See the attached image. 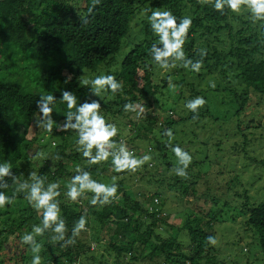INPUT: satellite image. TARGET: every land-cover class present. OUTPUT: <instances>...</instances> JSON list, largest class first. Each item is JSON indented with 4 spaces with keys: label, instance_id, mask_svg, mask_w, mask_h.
Listing matches in <instances>:
<instances>
[{
    "label": "trees",
    "instance_id": "obj_1",
    "mask_svg": "<svg viewBox=\"0 0 264 264\" xmlns=\"http://www.w3.org/2000/svg\"><path fill=\"white\" fill-rule=\"evenodd\" d=\"M89 7L91 0H0V164L9 162L13 174L21 180L27 178L30 170H34L45 175L49 182H60L61 195L58 200L69 235L73 223L81 214L88 218L87 232L95 228L88 240L78 237L75 244L67 247L51 242V233L46 232L45 244L49 251L43 253L45 263L218 264L215 253L211 254L212 246L206 243V237H215L213 221H221L216 215H221L223 209L214 210L211 215L186 211L182 224L176 227L185 231L188 237L186 245L177 235L162 236L160 224L173 226L167 220L169 215L159 207L160 204L154 203L165 182L162 175L155 177L150 173L153 169L158 170L161 160L169 158L170 149L166 147L168 139L162 135L168 128L173 130V143L181 147L183 143L191 144L193 139H197L195 128L186 131L190 124L202 129L204 141L197 148L201 151L207 148L206 132L215 131L212 137L219 138L223 125L228 126L226 130H233L240 135L242 143L248 139L251 132L245 121H249L250 114L245 115L252 95L256 103L264 104V27L251 22L248 14L243 16L228 9L221 14L214 11L210 4H201L198 0H100L91 15L88 13ZM156 9L171 10L178 20L182 16L192 18L184 51L187 58L194 60L200 59V50L207 51L199 73L177 66L165 71L163 77H158L156 70L159 68L148 55L152 43L157 39L150 29L148 16ZM142 10L139 38L135 42L131 41L132 45L125 55L118 58L114 53L118 52L123 38L129 39L131 34H135L131 23ZM79 15L88 16L90 22L81 25ZM136 36L132 39H136ZM95 71L99 75H115L123 83L122 92L91 96L90 89L81 85L79 77ZM69 74L72 79L66 84L65 79ZM169 77L177 84L175 91L180 99H184L177 120L169 115L159 118V114L149 111L137 118L135 113L123 111V105L127 102H140L147 109L152 108L155 97L168 88ZM205 80L211 87L207 91L203 86ZM61 90L73 92L81 103L86 99L99 100L105 119L116 124L119 129L115 138L117 142L123 139L119 125L130 124L128 129L133 136L127 139L128 142L134 139L148 142V146H153L157 154H150L151 151L147 150L136 155L149 154L152 161L135 173L118 174L113 172L110 162L88 165L76 151V134L71 131L60 132L54 126L46 138L56 140L54 146L51 142L38 141L35 132L28 137L29 128L38 112L36 102L41 94L55 95L57 101L52 106L53 120L59 124L65 119L67 108L60 101ZM196 96L204 97L207 103L194 120L193 114L184 108V104ZM248 111L255 115L260 109L249 107ZM127 146L129 149L133 147ZM48 148L53 152L47 153ZM184 149L193 157L187 170L188 178L173 175L166 182L168 189L179 190L182 195L194 193L196 183L200 182L197 177L201 175L199 160L195 158L198 152L192 151L189 146ZM43 150L47 151L39 164L38 158L33 157ZM244 153L247 155V151ZM67 164L81 165L80 168L92 173L93 179L104 183L111 182L113 175L118 176L119 198L102 208L89 204L91 194L75 203L68 200L64 195L65 185L76 173L72 174ZM164 164L166 169H170L172 160ZM126 175L129 176L128 180L133 178L137 183L152 175L147 183L155 184V189L150 190L143 185L129 194L125 184ZM8 183L10 187L6 192L11 196L15 185L11 180ZM212 190L211 186L203 190L206 200L211 198L214 202L220 201L223 207H234L238 214L246 216L245 223L254 231L264 261V200L254 204L245 200L240 204L242 206H237L235 200L225 194L212 196ZM246 193L244 191L241 194L246 198ZM16 206L19 215L14 219L16 215L11 210ZM5 207L8 210L0 220V224L5 223L0 228L1 239L21 229L23 223L35 216L24 200L23 193L17 194L15 201ZM193 207H196V203ZM235 218L233 216L230 219L234 221ZM98 246L103 247L105 253L97 255ZM220 263L224 264L223 261Z\"/></svg>",
    "mask_w": 264,
    "mask_h": 264
},
{
    "label": "clouds",
    "instance_id": "obj_2",
    "mask_svg": "<svg viewBox=\"0 0 264 264\" xmlns=\"http://www.w3.org/2000/svg\"><path fill=\"white\" fill-rule=\"evenodd\" d=\"M201 4H210L214 11L224 14L225 9L235 14L242 11L248 14V18L253 23H259L264 27V0H198ZM100 3V0H91V7L88 9L91 15L93 9ZM81 25H87L90 21L88 16H80ZM148 23L153 35L157 38L152 43L148 55L154 64L165 71L175 69L177 66L183 67L194 73H199L204 66V58L207 56L206 50H200V59H189L186 57L184 46L192 27V18L182 16L178 18L171 10H152L148 16ZM72 76L69 74L65 83H69ZM81 85L90 89L91 96L100 97L103 93L110 92L115 95L123 90L122 81H118L115 75L101 74L94 78L85 76L79 77ZM215 87L214 84L211 85ZM169 89H175L176 84L168 78ZM57 99L54 94H41L36 102L38 112L35 115V127L47 133L53 131L54 126L60 132H74L76 134V151L81 154L88 165H99L102 162H110L115 173H135L145 164L152 161V156L141 153L136 148L129 149L124 141L115 139L119 134V129L114 123L108 122L102 114V106L99 100L86 99L79 102L77 95L68 90H61L60 101L66 105L67 111L65 119L57 124L52 117L53 105ZM207 101L202 96H196L186 101L184 108L193 114V119L199 116V110L205 106ZM125 113H135L137 118L143 117L148 111L144 103L127 102L123 105ZM163 136L167 137L166 147L174 154L176 165L170 170L175 176L187 179L188 168L192 164V155L179 144H174L175 136L171 128L166 129ZM145 149V148H139ZM133 150V151H131ZM145 152V151H144ZM43 156L37 153L33 159ZM59 159V156L56 157ZM69 182L65 185L64 195L72 202H78L81 198L88 197L89 204L93 207H104L112 204L119 196L118 176L113 175L110 183L100 182L93 179L90 171L80 167L75 169ZM12 181L15 189L11 196L6 192ZM61 184L59 181H47L45 175L38 174L34 170L28 172L26 179L21 180L13 174L12 166L9 162L0 164V208L11 205L17 194L23 193L24 200L40 217L38 224L31 226V231H25L20 237L21 245L28 246L31 252L30 264H42L40 255L43 245L38 242V237H43L46 232L51 233V242L59 243L61 247H67L76 243L77 238L89 229L88 218L81 214L73 223L69 235L65 219L62 217L61 206L58 200L60 197ZM157 199V198H156ZM158 202V199H157ZM155 203V202H154ZM206 243L215 246L217 240L214 236L206 237Z\"/></svg>",
    "mask_w": 264,
    "mask_h": 264
},
{
    "label": "rangeland",
    "instance_id": "obj_3",
    "mask_svg": "<svg viewBox=\"0 0 264 264\" xmlns=\"http://www.w3.org/2000/svg\"><path fill=\"white\" fill-rule=\"evenodd\" d=\"M142 14L143 10L139 17H136L131 23L132 32L137 35L136 39H132V37H135V34H131L129 39H127V37L122 39L118 52L114 53V55L118 58H122L127 50L131 47L132 42L137 41L139 38L138 33L141 25L140 22L142 20L140 16H142ZM239 15L245 16L247 13L242 11ZM156 71L158 72L159 78L163 77L165 74V70L160 68ZM4 72L6 73L5 70ZM96 72L98 71H95L94 73L88 72V74H84V76L87 78H94L96 75H99ZM203 86L206 91L211 89V87H208L207 80L204 81ZM175 90L176 88L173 90L169 89V87L167 89H163V91L157 97H155L154 104L152 108L148 109V111L151 114H159V118L169 115L174 117L173 119L177 120L179 118L177 113L182 111V103H184V99H180L178 92ZM185 95L187 96V94ZM248 105L249 106L246 109L245 116L249 114L250 115L249 121L247 120L245 123L246 125L250 126L251 133H249L248 139L244 143H242L243 139L240 135H237L233 130H226L228 126L223 125V128L220 130L219 138L214 136L212 137V135L215 134V131L206 132L208 136L206 140L207 148L201 151L197 148H199L200 143L204 141L203 130L199 127L197 128L194 124H190L186 129L187 132H190L193 128H195L194 131L197 133V137H195L197 139H193L191 144L188 142L182 144V148L189 146L192 151L198 152V154H195V158L199 160L198 170H200L201 175L197 177V180L200 179V182L196 183L194 193L190 192L182 195L179 190H175L174 188L168 189L166 182H168L169 179H171L174 175L170 172V170L176 165V158L171 151L168 152L169 158L167 160L160 161L158 170L156 171L153 169L150 173L155 175V177L162 175L164 178L163 182H165L164 187L160 189V195L157 196L158 202H155V199L154 202L158 203V205L160 204L159 207L163 210V212L169 215L167 220L173 226H167L165 224L162 226V224H160L159 231L162 236L177 235L178 238L186 245L188 243V237L185 231L176 229L178 225L180 226L182 224L186 211H191V213H208L211 215L210 213H212L214 210L218 211L223 209L221 215H216V218L221 221H213L212 228L217 240V244L214 247L212 246L211 254L215 253L218 264H221V261H223L224 264H264L260 249L256 244L254 231L245 223L246 216L243 214H238L234 207H231V209L228 207H223L220 201L214 202L211 198L206 200V196L203 193L205 188L211 186V189H213L211 191L212 196H221L222 194H225L229 198L234 199L235 205L237 206H242L240 204L245 202V200L251 204L264 200V104L256 103V98L253 94ZM211 106L212 104L209 102V107ZM249 107L252 109L259 108L260 112L252 115L250 111H248ZM210 109L212 110L213 107ZM163 110L166 111L163 112ZM243 118L244 117H242V119ZM62 121H60L59 124ZM119 127L122 128L121 131H123V135L120 133L121 138H123L121 140L125 141V143L128 145H133L132 149L136 148L139 152H141V154L147 150L151 151L150 154H157L155 148L153 146H148L149 143L146 141L134 139L131 141L132 144L128 142L127 139H130L133 136L132 131L128 129L131 127L130 124H120ZM34 132L37 134L36 136L38 141L41 140L51 142L52 146L56 144V140L46 139L49 137L47 132L39 130V128L35 127V118L34 122L29 128L28 137L32 136ZM72 133L74 134V132ZM225 134L228 136L224 137ZM176 136L179 137L180 134H176ZM185 140H188V138ZM134 142L140 143V145H137ZM247 142V147L244 148V145H246ZM249 145L251 148H249ZM74 146L76 147V145ZM47 150H43L42 153L44 152L43 154H45V151H47V153L53 152L51 148H48ZM244 151H247V155L244 153ZM42 159L44 160V156L38 158L39 164ZM169 160H172V165L170 169H166V165L164 163L168 162ZM79 166L81 165H66L68 170L73 171L72 174L76 173L75 169ZM110 173H112V171ZM143 174L144 172L141 173L140 176ZM127 175V182L125 184L128 187L127 190L129 194H132V192L136 191L140 186L143 185L150 190L155 189V184L147 183L150 182L152 175L140 180V183H137V181L134 182L133 178L128 180L129 176ZM244 191L247 192L246 198L241 194ZM65 200L67 199H62V201ZM194 203H196L195 208L193 207ZM211 206L213 207L211 208ZM7 210L8 209L6 207L0 208V220ZM11 212L16 215L14 216V219H16L19 215L17 206L15 209H12ZM33 212L35 216L29 218L26 223H23L21 229L14 230L15 233L8 234L7 237L3 239L0 238V264H30L32 254L29 251L28 246L21 245L20 237L25 233V231H31V226L33 224H38L40 222V217L34 210ZM24 215H26V213H24ZM233 216H236L234 221L230 219ZM4 224V222L1 223L0 228L3 227ZM94 231L95 228H91L90 232L81 233L79 238L88 240L93 236ZM37 239L38 242L43 245L40 253L42 257V264H46L43 253H47L49 251V248L45 244L47 239L45 235L43 237H38ZM97 249V255L100 253H105L103 251V247L98 246ZM108 258L111 261L112 257L110 255Z\"/></svg>",
    "mask_w": 264,
    "mask_h": 264
},
{
    "label": "built area",
    "instance_id": "obj_4",
    "mask_svg": "<svg viewBox=\"0 0 264 264\" xmlns=\"http://www.w3.org/2000/svg\"><path fill=\"white\" fill-rule=\"evenodd\" d=\"M131 151H133V150H131ZM134 152V151H133ZM155 202H157V199L155 198Z\"/></svg>",
    "mask_w": 264,
    "mask_h": 264
}]
</instances>
